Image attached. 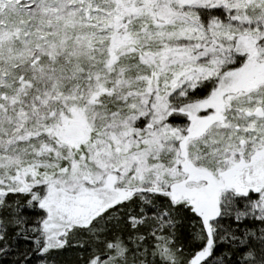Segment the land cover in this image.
Returning <instances> with one entry per match:
<instances>
[{"label": "snow or ice", "instance_id": "snow-or-ice-1", "mask_svg": "<svg viewBox=\"0 0 264 264\" xmlns=\"http://www.w3.org/2000/svg\"><path fill=\"white\" fill-rule=\"evenodd\" d=\"M0 264H264V0H0Z\"/></svg>", "mask_w": 264, "mask_h": 264}]
</instances>
